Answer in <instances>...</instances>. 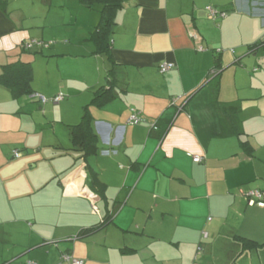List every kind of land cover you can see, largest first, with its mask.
Listing matches in <instances>:
<instances>
[{"label":"crops","instance_id":"obj_1","mask_svg":"<svg viewBox=\"0 0 264 264\" xmlns=\"http://www.w3.org/2000/svg\"><path fill=\"white\" fill-rule=\"evenodd\" d=\"M11 1L7 13L0 9V74L3 66L31 63L34 94L49 101L34 94L15 101L0 84V116L22 129L26 112L44 117L47 105H60L53 114L65 111L71 147L58 146L61 166L47 181L46 165L56 157L34 156L45 145L34 153L0 131V264H69L63 255L83 264H264V208L244 197L264 190V45L251 49L264 36V0H125L111 60L94 54L88 39L98 11L76 1V14L89 19L82 21L85 39L62 43L58 32L47 34L53 0H42L48 17L10 12ZM207 7L227 17L211 20ZM68 26L65 16L55 30L67 33ZM30 40L54 43L23 49ZM38 57L58 67L60 88L50 89L49 77L34 84ZM217 61L220 74L207 80ZM163 63L174 70L161 74ZM100 88L115 97L90 109L100 152L85 162L66 153L73 147L69 127ZM59 92L64 100L53 103ZM132 110L139 124L129 123ZM93 187L102 194L98 213L86 195ZM102 219L110 221L70 241ZM239 237L263 246L243 250Z\"/></svg>","mask_w":264,"mask_h":264},{"label":"trees","instance_id":"obj_2","mask_svg":"<svg viewBox=\"0 0 264 264\" xmlns=\"http://www.w3.org/2000/svg\"><path fill=\"white\" fill-rule=\"evenodd\" d=\"M79 3L84 8H86L88 10H96L99 12V14H100L99 24L97 25L95 30L91 33L89 40L95 45L96 50H95L94 54L106 55L108 57V59L111 60L112 59V57H111V48H112L111 47V39H112V36L114 34V28L116 25V22H115L116 19L115 18H116V14L120 10L123 9L125 0H79ZM6 8H7L6 0H0V9L4 13H7ZM207 8H213V7H207ZM207 8H206V11H207ZM213 9H215V8H213ZM215 10H217V9H215ZM219 12H221V11H219ZM210 19L214 20L212 18H210ZM215 20H217V19H215ZM194 38H195V36H194ZM30 41L40 43L41 46L35 45V47H34V48H38V49H41L43 47H49L51 45L49 43L41 42L38 40H34V41L30 40ZM27 42H29V41H27ZM27 42L22 43L21 47L23 49H25L24 45ZM263 45H264V36L259 42H256L255 44H253V46H251V49H253V50L257 49ZM25 50H29V49H25ZM200 50L203 51V48H201ZM223 52H224L223 49L216 50V53L219 55L222 54ZM231 52H234V51L231 50ZM218 68L219 67H218V61H217V64L209 72V74L207 76V80L211 79L215 76H218L220 74V70ZM159 70H160V67H159ZM111 73H113V70H111ZM160 73H161V71H160ZM161 74H166V73H161ZM0 84L4 85L5 87H7L10 90L12 97L15 101H18V100L22 99L23 97H27V96L29 97V96L33 95L34 94V90L32 87V84H33V67L31 65V63H25L22 61L21 62L18 61L17 63L3 66L2 73L0 74ZM192 95L193 94H190V95H187L183 98V102L181 105L182 109L185 108V104L188 102V100L191 98ZM36 96H37V94L35 95V97ZM58 96H61V95H58ZM58 96H56L55 98H57ZM63 97H65V96L63 95ZM114 97H115V95L110 90H106V89L102 90L100 88L95 93V97L93 98L91 103L84 107L83 115H82L80 123L77 125L69 127L73 147H72V149L66 151L67 154L78 153L80 155V158L83 159L85 162H87L90 157L96 156L100 152L99 137L96 135V133L94 132V129L92 127L93 118H92V114H91L90 109H91V107H94V106L103 107L106 104H108ZM55 98H53L51 100L53 103H57V102H55ZM37 100L39 102H41L39 99H37ZM63 100H64V98H63ZM48 101L49 100H47V102ZM173 101L177 102L178 100L174 99V100H172V102ZM60 102H58V103H60ZM132 114H133V112H132ZM243 145H246V144H243ZM14 152H18V154H19L18 157H15V153H13L14 158L18 159L21 157V153L19 151H14ZM90 176L96 185L100 183V180H99L97 174L95 172H93L92 170L90 172ZM90 190L99 196V201H100L102 194L99 193V191L95 187L90 188ZM97 207H98V203H97ZM98 211H99V208H98ZM109 221L110 220L102 219V221L99 224L93 226L92 228L85 229V230L81 231L77 236L70 238V239H72V240L81 239L82 237H85V236L89 235L90 233H93L99 229H102L105 225L108 224ZM240 239L243 242V250L251 251V250L258 249V248L263 246V244L253 242V241L247 240L245 238H240ZM30 263H34V262H30ZM34 264H36V263H34Z\"/></svg>","mask_w":264,"mask_h":264},{"label":"rangeland","instance_id":"obj_3","mask_svg":"<svg viewBox=\"0 0 264 264\" xmlns=\"http://www.w3.org/2000/svg\"><path fill=\"white\" fill-rule=\"evenodd\" d=\"M76 1L78 2V0H53V5H52L53 8L51 9V14H49V18L47 19V34L49 37H50V34H55L54 32L56 31L58 32L57 33L58 38H60L58 42L63 43V42H69L70 40H72L74 41L73 43H75L76 41H79V39L81 40L85 39V34L83 33L84 30H82L83 29L82 21L89 20V19L86 17L81 18L80 13L76 14V9L73 8L75 6ZM9 9L10 10L8 11L10 12L20 10V11H28L30 13L33 12L38 15H40L41 13H47V17H48V11H49V7L48 6L46 7L43 4L42 0H12L11 2H9ZM65 16H66V21L70 24V26L66 27L68 29L67 33L65 32L61 33V31L55 30V29H58L61 26V23L63 19L65 18ZM72 17H73V20L70 21L69 19ZM49 26H54V28L50 30ZM91 33L92 32H90L89 37L86 36L88 37V39L90 38ZM47 43H51L53 45L54 42L48 41ZM31 52L33 56H35L34 53H37L35 52V50ZM38 62H42V63L39 64ZM35 70H36L37 81L35 79L34 84L36 85H39L40 83L41 84L46 83L47 80L40 79L41 76L42 78L43 77L47 79L48 77L50 78L52 82L50 89H52V87L60 88V85L64 84L63 81H60V72L58 70V67H56L55 64L53 63L48 64L47 59H42L38 57L35 62ZM57 95L66 96L65 94L60 93V92ZM25 99L28 100V96ZM49 106L50 105H47V114H45L44 117L41 116L37 112H35L33 116H30L32 112H26L27 115H23V119L21 120L23 130L20 129L18 125H13L12 123H10L12 118H7L6 116H0V120H2V122L0 121V125L2 126L0 128L1 135H5L6 136L5 138L10 139L11 143H14V142L24 143L25 142L27 143L28 145L27 147L30 148V150H33L32 148L36 147L38 143H42L43 145H45L44 152L36 154L34 156L41 158L45 155L44 157H47V159L50 156L54 158L56 157L55 158L56 161L53 162V164L46 165L47 166V169H46L47 181L51 179V176L54 175V172L61 166L60 158H57V155L60 154L62 150L60 149V147L62 145L64 148H67L66 145H68V147H71L69 143V130L66 128L65 123L62 122L61 120L63 119L62 118L63 115H65V111L59 110L57 111V113L53 114V112L56 111V108L58 109L60 105H54L53 107L54 109ZM23 111H25V108H23ZM7 129H12L11 130L12 132L10 130L7 131ZM58 137L60 138L61 141H57ZM13 149H20V148L18 146H15V148ZM39 149L40 148L37 147L35 150H33L34 153H36ZM20 150H23V149H20ZM11 153H14V151L11 150ZM47 153H48V156H47ZM0 189H1V186H0ZM9 189L10 187H8V191ZM91 210H92V205H91ZM70 241L76 242L75 240H70Z\"/></svg>","mask_w":264,"mask_h":264},{"label":"built area","instance_id":"obj_4","mask_svg":"<svg viewBox=\"0 0 264 264\" xmlns=\"http://www.w3.org/2000/svg\"><path fill=\"white\" fill-rule=\"evenodd\" d=\"M262 6H264V3L262 4ZM207 12L210 18L212 19H225L227 17V13L226 12H219L218 10H215L213 8H207ZM191 37H194V35H191ZM35 45H39L41 46L40 43L38 42H32L29 41L27 43H25V49H32L35 47ZM175 68V65L172 63H163L160 65V71L161 73H167L171 70H173ZM37 99H39L43 104L47 103V99L43 96L37 95L36 96ZM63 95L58 96L57 98H55V102H60L63 100ZM176 101H173V104H175ZM133 114L131 116V118L129 119V123L131 124H139L140 119L138 118L139 115L137 114L136 110H132ZM15 153V157H18L19 154L18 152H14ZM195 163H200L202 162V157L201 156H194L193 158ZM86 195L88 197V199L91 202L92 205V210L94 213H98V207H97V203L99 201V196L96 195L95 193H93L91 190H88L86 192ZM244 197L246 198L248 205L250 206H256L259 208H264V190H249L247 192L244 193ZM206 236V234H205ZM62 259L70 264H83V262L81 260L78 259H74L73 257H71L70 255H63ZM29 264H34V263H29Z\"/></svg>","mask_w":264,"mask_h":264}]
</instances>
